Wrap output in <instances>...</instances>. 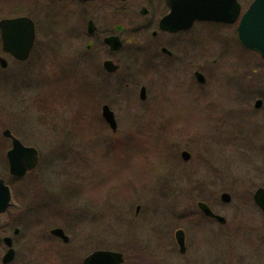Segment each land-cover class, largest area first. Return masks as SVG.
Here are the masks:
<instances>
[{
  "label": "rangeland",
  "instance_id": "374dc122",
  "mask_svg": "<svg viewBox=\"0 0 264 264\" xmlns=\"http://www.w3.org/2000/svg\"><path fill=\"white\" fill-rule=\"evenodd\" d=\"M210 27L214 34L229 29L223 25ZM204 38L198 45L197 58L207 79L205 84L194 79L193 71L183 73L184 78H179V73L175 77L173 71L166 78L159 66L148 68L149 55L144 63L126 64L135 79L149 85L151 100L145 106L151 108L148 125L134 122L139 124L135 129L145 132L134 131L121 144L114 142L119 135H111V129L102 127L91 114L89 90L97 97L98 87L89 63L77 59L75 49L84 50V45H64V37H37L29 60L18 63L8 58L9 68L3 71L0 66V177L13 195L8 212L0 216V238L14 237L17 252L9 264H83V259L97 249L122 252V264H144L161 255L158 248L139 251L130 242L136 189L143 186L148 195L155 196H150L148 222L140 230L148 233L157 230L154 227L160 226L167 215L156 197L167 193V186L162 188L160 184L167 185V178L176 185L171 194H183L193 181L197 185L195 194H217L225 188L234 203L248 185L257 182L256 171L263 166L258 146H263L264 132L257 127L256 115L245 109L247 105L254 110V84L258 80L255 64H246L245 58H240L236 42L223 37ZM229 49L236 51V56ZM67 50L74 57L66 58ZM214 59L216 64L212 63ZM161 60L157 55L150 62L157 65ZM137 72L149 76H137ZM117 75L110 79L114 81ZM111 92L103 88L100 100L120 108L121 116L144 113L138 105L139 91L132 93L131 108L121 106ZM124 99L131 102L127 96ZM92 113L99 115L100 110ZM119 124L121 134L130 121L120 120ZM4 129L12 130L25 145L39 151L38 167L23 178L9 174L6 152L10 144L3 137ZM189 138L195 143L183 144ZM176 140L181 150L190 152L188 163L179 157L180 149H176V158ZM176 161L182 164H178L182 170L176 167ZM182 201V207L197 209L193 202ZM16 227L20 233L14 236ZM54 227L63 228L71 239L65 252L50 234ZM157 235L151 234V243L146 234V244L154 246ZM5 252L0 243V264Z\"/></svg>",
  "mask_w": 264,
  "mask_h": 264
},
{
  "label": "flooded vegetation",
  "instance_id": "af4514ba",
  "mask_svg": "<svg viewBox=\"0 0 264 264\" xmlns=\"http://www.w3.org/2000/svg\"><path fill=\"white\" fill-rule=\"evenodd\" d=\"M237 1L240 10L234 22L198 20L189 28L179 30L164 29L161 26L162 20L171 11L167 0H0V21L19 17H27L32 21L35 40L30 57L38 43L37 37H64V45L76 42V47L79 44L84 45V50L75 49L76 54H79L77 59L89 63V69L98 87L95 93L97 97H93L94 91L89 90V94L92 95L88 100L92 106L91 114L101 122L102 127L111 129V125L103 116V106L108 105L111 108L117 126L116 129H111V135H119L114 137L117 138L114 140L117 144L126 142L132 137L134 131L139 130L135 129L139 124L135 125L134 122H142L145 125L150 123L148 117L151 107L145 106L151 100L148 93L149 85H144L141 79H135L129 68L126 69L127 63H144L148 55L150 61L152 57L159 55L161 62L152 65V62L147 61L148 68L159 66L166 78H169L173 71L175 77L179 73V78H184L183 73L193 71L194 79L199 82L197 74L202 73V70L199 69L197 48L200 41L205 40L204 37H223V40L236 42L241 52L240 58H245L246 64L249 62L255 64L254 72L258 75V80L254 84L256 95L254 112L247 105L245 109L256 115L257 127L264 132V55L261 51L247 48L239 40L238 34L241 18L254 0ZM262 15L263 12H260L261 17ZM211 25H223L229 29L223 32L224 34H214ZM51 40L55 42V39ZM227 51L232 55L237 54L230 49ZM72 54V51L67 50L66 58L74 57ZM8 58L18 63L23 62L4 50L0 28V60H6L4 67L0 62L3 71L9 68ZM212 63L216 64L217 59L212 60ZM137 73V76H149L148 73ZM112 75H117L114 81L110 79ZM204 77L206 79L205 75ZM6 79L7 76L3 75V80ZM125 79L128 80L125 81ZM103 88L110 89L111 95H115L116 99L122 102L121 106L125 105L129 108L134 106L132 93H135V90L139 91L141 105L140 102L136 104L142 107V111L145 109L144 113L121 116L118 113L120 108H113L106 99L100 100ZM124 96H127L131 102H127ZM99 110V115H93L92 112ZM118 117L120 118L117 119ZM120 120L130 121L127 129L121 131V134L118 132ZM3 131V137L10 144L8 149L10 150L13 140L5 136ZM105 132L110 133L109 130ZM144 132L145 130L138 131L139 134ZM11 133L19 138L12 130ZM176 141L174 151L181 150V144L178 140ZM184 143L193 145L195 142L189 138L184 140ZM258 147L262 158L260 165L263 164V166L256 171L257 182L246 187L244 193L239 195L237 203L233 202L230 190L225 188L222 189V193L214 194L213 191H207L206 195L195 194L197 185L193 181H190L189 188L183 189V194H171V191H175L176 185L172 183L173 180H167V178L165 179L167 185L160 182L162 188L167 186V193L156 196L162 202L161 207L165 208L164 213L167 215L161 219L160 226L154 227L157 230L146 233L140 230L145 229L148 222L147 214L150 211L148 206L151 195H148L143 186L141 189H136L137 192L135 191L133 197L131 196L133 201L131 208L135 211L133 221L130 222L131 234H133L130 242L133 249L143 251V248L154 249L155 247L160 249L161 255L156 259L146 260L144 264H264V143L263 146ZM184 151L187 150H181L179 157L188 163L192 156L190 154L189 159H184ZM175 153L177 158L178 151L176 150ZM179 163L175 162L176 167H179ZM185 172L184 175H186ZM184 178L188 179L187 176ZM224 194L229 195L228 201L224 200ZM182 200L193 202V206L197 209L190 210L188 206L182 207ZM201 202L211 209L212 215L204 212L200 206ZM16 229H18L17 232ZM19 233L20 229L14 228V236ZM157 233L154 246L146 244L145 235L147 234L150 242L153 243L151 234ZM52 236L57 241V245H61L62 248L59 249L65 252V246L69 243H63L61 237ZM0 243L6 250L8 249L1 238ZM12 243L16 257L14 237H12ZM132 261L137 262L138 258H132Z\"/></svg>",
  "mask_w": 264,
  "mask_h": 264
},
{
  "label": "water",
  "instance_id": "95a60500",
  "mask_svg": "<svg viewBox=\"0 0 264 264\" xmlns=\"http://www.w3.org/2000/svg\"><path fill=\"white\" fill-rule=\"evenodd\" d=\"M168 5L171 12L162 20L161 26L171 30L189 28L196 20L234 22L240 10L237 0H168ZM260 12H263L262 17ZM0 28L4 50L20 60L28 59L35 40L32 21L27 17L3 19L0 21ZM238 32L239 38L245 46L261 51L264 55V0L253 1L240 21ZM0 62L3 67L6 65L5 59H1ZM197 75L199 81L204 83L205 77L201 73ZM143 91H145L144 88ZM103 115L112 128L116 129L114 113L108 105L104 106ZM4 134L13 140V146L7 153L10 173L17 177H23L37 167L39 152L32 146H25L12 135L10 130H5ZM183 157L189 159L190 154L184 151ZM223 198L228 201L229 195L224 194ZM11 199L10 187L4 179L0 178V214L9 207ZM200 206L206 214H213L205 203L201 202ZM51 233L62 237L64 242L70 240L60 227L52 229ZM4 242L10 247L3 257V262L8 263L13 260L15 252L10 237H5ZM123 261L122 252L101 249L89 254L85 258L84 264H120Z\"/></svg>",
  "mask_w": 264,
  "mask_h": 264
}]
</instances>
